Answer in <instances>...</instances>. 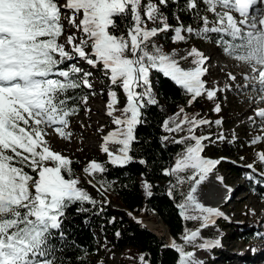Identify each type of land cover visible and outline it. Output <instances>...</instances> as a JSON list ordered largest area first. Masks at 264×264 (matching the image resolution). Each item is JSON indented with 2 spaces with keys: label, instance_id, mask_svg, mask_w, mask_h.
<instances>
[{
  "label": "snow or ice",
  "instance_id": "1",
  "mask_svg": "<svg viewBox=\"0 0 264 264\" xmlns=\"http://www.w3.org/2000/svg\"><path fill=\"white\" fill-rule=\"evenodd\" d=\"M169 9L175 23H170ZM162 35L173 44L190 38L214 43L223 55L247 69L239 74L242 83L229 72L227 79L232 83L223 88L218 83L209 86L204 77L210 58L196 47L179 58L175 52L166 53L156 40ZM189 59L191 67H182L181 60ZM91 69L101 70L126 98L125 106L118 109L117 92L109 88L107 115L116 127L104 136L101 151L114 167L133 161L130 153L136 129L145 123L144 110L158 104L154 72L189 97L186 106L162 124L169 134L162 141L184 133L179 139L172 137V143L183 145V150L163 170L164 176L175 181L167 195L184 227L181 242L172 239L164 247L178 254L176 264H204L197 250L210 251L221 242L202 232L224 218L219 208L206 206L199 198L202 186L221 163L206 157L204 151L208 144L228 138L222 118L209 120L186 108L205 99L219 116L221 93L247 94L252 106L249 128L257 134L248 141L254 160L245 165L246 179L264 185V0H0V264H64L56 238L65 237L68 210L78 205L77 212H87L97 205L80 186L73 160L55 151L48 140L52 134L71 140V117L89 99L81 93L94 87ZM117 111L119 116L114 115ZM213 126L217 134H197ZM235 140L233 133L229 143ZM109 144L120 147L114 153ZM107 171L105 164L94 160L84 169L104 204L111 187L104 179ZM216 179L223 184V177ZM184 185L189 186L186 192L181 190ZM144 188L151 197L153 185L145 180ZM140 261L150 264L144 255Z\"/></svg>",
  "mask_w": 264,
  "mask_h": 264
},
{
  "label": "trees",
  "instance_id": "2",
  "mask_svg": "<svg viewBox=\"0 0 264 264\" xmlns=\"http://www.w3.org/2000/svg\"><path fill=\"white\" fill-rule=\"evenodd\" d=\"M170 17V23H175L171 19V10H167ZM182 19L187 21V17L181 14ZM117 23H120L118 20ZM171 35V34H169ZM190 38L189 40H196ZM157 43L163 46H180L181 44H173L170 39L164 36L156 38ZM157 81V95L159 102L165 104L167 110H162L159 106L153 105L147 107L145 111V123L136 129V141L133 143L130 155L133 161L125 167H114L103 161L108 168L104 174L116 195L111 199V187L105 193L107 204L103 203V198L98 193L96 197L92 195V187L88 185L84 177L80 174L77 161H73V170L76 177L81 181L80 186L87 190L89 194L97 201L95 208H90L87 212H77L78 205H73L68 210L67 220L63 225L65 233L64 239L61 241L56 238V246L62 249L58 253L64 260V264H93V260L99 251V242L96 237L98 231L105 239L111 238L112 245L123 253V260H127L132 255H144L150 264H176L178 254L171 249L165 248L164 245L170 240L175 239L180 243V235L184 227L178 210L172 199L167 195L168 189L173 178L163 175L165 168L171 167L176 156L183 150V145L172 143V137L179 139L180 134H172L168 141H162L161 137L169 135L162 129L165 119L172 116L179 110L180 106H186L188 96L174 84L170 79L164 77L161 73H153V81ZM87 89L83 90L81 95H88L90 102L93 97L98 96L96 92L92 95ZM213 105L206 101H197L191 108H186L189 113L198 112L209 120L218 118L223 119L221 112L217 116L212 111ZM85 105L80 106L77 115L82 114ZM77 115L71 117L74 118ZM71 122V121H70ZM210 132L213 135L218 133L216 127L204 128L198 130L197 134H206ZM225 152L230 154L234 152V145L228 143L224 146ZM223 149H216V154L221 155ZM144 160L145 164H140L139 160ZM231 173L238 176V179L246 180L249 174L248 170L239 167H231ZM99 176V174H97ZM153 185L151 197H148L144 188V181ZM95 183V181H94ZM98 185V184H97ZM99 187V185H98ZM188 185H184L182 191H187ZM259 196L264 199V185L255 186ZM177 200L179 197L177 196ZM115 202L119 208H114ZM85 207H89L85 205ZM103 209L100 211V209ZM129 213L132 215L130 216ZM254 215V214H251ZM135 217L136 219H134ZM137 220L141 223H137ZM189 227L195 228L198 225L188 223ZM242 240L246 245L253 243V238L257 232L254 229H238ZM116 233H119L117 237ZM212 239H223L225 232L221 226L215 227L211 232ZM190 250V249H189ZM204 257V263L208 260H215L211 251H201ZM231 259L227 262L230 263Z\"/></svg>",
  "mask_w": 264,
  "mask_h": 264
},
{
  "label": "rangeland",
  "instance_id": "3",
  "mask_svg": "<svg viewBox=\"0 0 264 264\" xmlns=\"http://www.w3.org/2000/svg\"><path fill=\"white\" fill-rule=\"evenodd\" d=\"M192 47H196L210 58L209 73L204 77V79L208 81L209 86H212L213 83H218L219 86L223 88L226 84L232 83L227 79V74L229 72L233 75H237V83H242V81L239 80V74L246 72L247 69L239 66L235 60L223 55L222 50L212 42H205L197 38L196 40H189L187 43H183L180 46L168 47L165 45L163 46V50L169 54L175 52L177 53V58H179L180 56L186 55ZM213 52L215 56L211 57ZM180 63L182 67H191L190 59L188 61L181 60ZM80 66L85 68V70H90L89 66L86 64L81 63ZM217 67L220 69V73H213V69L217 70ZM91 71L93 75L90 77V80L94 84L92 91L96 92L98 96L93 97L85 106V109H90V111L84 110L82 114L71 119L68 129L72 133L70 141L60 139L55 134L48 137L51 147L55 151L70 157L73 161H77L80 174L87 183L92 178L84 172V169L90 161L94 160L103 163V161L108 159L107 154L101 151V145L104 136L113 131L116 127L111 122L112 118L107 115L106 104L108 102L109 88L112 87L117 92L119 104L116 107L118 109H122L126 104L124 93L118 86H112L101 70L91 69ZM153 82L154 92L158 101L157 106L162 110L168 111L167 106L159 102L156 88L157 81L154 80ZM247 98L248 101H246ZM203 100L205 99H199L198 101ZM221 103V112L223 113L222 130L228 139L222 143L208 144L205 148L204 155L206 157L221 160V163L210 176L209 180L205 182L199 194L206 197L210 202H213L212 204L214 207L220 208L221 205L226 204L225 206L231 208L232 211L228 212L227 210H223L224 218L218 219L214 227H210L202 232V236L212 239L211 232L215 230V227L221 226L225 229V236L222 239L224 242L219 247L210 250L212 255H216L215 260H208L204 264H243L238 261L237 258L243 259L244 256L249 253L250 248H246L245 243L240 241L241 235L238 229L253 228L257 230L259 225L253 224V220L255 219L258 221L259 218L264 219V199L259 196L255 187L256 185L250 183L247 179H238V176L231 173L230 169L231 167H239L247 170L245 165L253 163L254 153L253 149L248 146V141L257 133L251 131L249 128L248 116L252 114L251 112L244 118L237 120V117L241 115L243 111L251 110L252 106L249 104V96L247 94H237L235 90L223 92L221 93ZM114 115L119 116L120 112L117 111ZM208 133L209 132H206V134ZM233 133L236 136V140L232 142L234 145V152L230 154L228 151L225 152L224 146L232 140ZM83 143H85V145H83ZM108 147L110 151L117 152L120 145L109 144ZM216 149H223L224 152L221 155H217ZM241 157H244V159L241 160ZM257 167H259V165H257ZM217 176L223 177V184L217 181ZM88 185L91 186L89 183ZM92 189V195L96 197L98 192L95 188L92 187ZM230 191L232 192L229 198H231L235 191L234 198L227 203H223V199ZM110 192V197L113 199L116 195L113 187H111ZM246 197L256 202V208L243 206L242 200ZM112 203L114 208H119L115 202ZM263 225L264 223L262 226ZM263 228L264 227H262V229ZM96 237L100 246L97 256L93 260V264H100V262H102V264H141L140 256L137 254L132 255V257L124 261L123 253L112 245V239L110 237L105 239L98 231H96ZM257 245L258 244L255 243L252 250L254 251V248H258V251L263 253L264 243L256 247ZM224 254L227 256L223 257ZM197 257L202 261L204 260L200 250H197ZM228 259H231L230 263L227 262ZM249 264H264V253L252 257Z\"/></svg>",
  "mask_w": 264,
  "mask_h": 264
},
{
  "label": "bare ground",
  "instance_id": "4",
  "mask_svg": "<svg viewBox=\"0 0 264 264\" xmlns=\"http://www.w3.org/2000/svg\"><path fill=\"white\" fill-rule=\"evenodd\" d=\"M215 56V53L213 52L212 53V56L211 57H214ZM217 70H214L213 69V73H220L219 72V68L217 67L216 68ZM239 80H241L240 79V76H239ZM246 101H248V98L246 99ZM245 104V103H244ZM243 104V105H244ZM246 105V104H245ZM245 107V106H244ZM243 107V108H244ZM251 112V110H245V111H243L242 113H241V115H239L238 117H237V120H240L241 118H244L245 116H247L249 113ZM238 123V122H237ZM83 145H85V143H83ZM116 151H114V153H115ZM204 186V185H203ZM202 186V187H203ZM239 190V189H238ZM234 193H235V191L233 192V194H232V196H231V198H228L227 200H226V198H227V196H229V195H227V196H225V198L223 199V203H227L229 200H232L233 198H234ZM230 197V196H229ZM199 198H200V200H201V202L202 203H204L206 206H211V207H214V205L212 204L213 202H210L208 199H206V197H204V196H202V195H200L199 194ZM216 199V198H215ZM225 200H226V202H225ZM242 202H243V206H247L248 208H256V202L255 201H253L252 199H250V198H244L243 200H242ZM215 203V202H214ZM226 204H223V205H221V207L219 208L221 211H223V210H227L228 212H230V211H232V209L231 208H229L228 206H225ZM223 206H225V207H223ZM241 206V205H240ZM264 215V214H263ZM260 219V218H259ZM262 221H264V219H262Z\"/></svg>",
  "mask_w": 264,
  "mask_h": 264
}]
</instances>
